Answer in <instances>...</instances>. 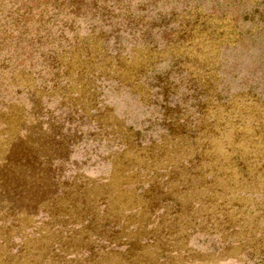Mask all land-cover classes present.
<instances>
[{"label": "rangeland", "instance_id": "374dc122", "mask_svg": "<svg viewBox=\"0 0 264 264\" xmlns=\"http://www.w3.org/2000/svg\"><path fill=\"white\" fill-rule=\"evenodd\" d=\"M220 59L229 61L221 69L231 72L225 79L234 93H244L232 100V115L252 123L244 131L232 125L222 136H210L211 144L217 147L199 153L205 158L199 165L200 174L192 175L177 163L171 168L168 164H152L170 169L166 175L173 178L172 194L177 204L174 213L168 211L171 217L168 214L161 222L165 220V226L170 225L176 232L194 226L198 219L222 214L223 190L264 188V107L257 106L260 99L264 100V0H79L74 5L70 0H0V220L15 226L20 218L19 222L26 224L0 228L9 236L10 244L12 237L13 251L37 250L38 256H43L65 243L69 230L57 229V224L69 226L71 222L59 218L58 222L52 221L48 211H38V204L57 200L70 189L74 191L82 182L75 174L82 173L89 164L86 171L91 177L110 174L116 165L106 162L97 168L96 153L117 150L112 141L134 142L138 135L143 141L149 139L152 132L138 134L125 126L139 120L138 127L144 128L151 122V106L147 107L132 91L152 98L157 92L154 84L162 83V67H175L181 60L184 64L188 60V67L196 72L197 68L213 69ZM148 84L153 88L151 93ZM97 122L105 126L104 130L96 129ZM92 124L95 130L86 129ZM34 126L39 140L33 139ZM74 129L81 130L83 138L75 151L73 142L68 139L63 143L62 138L72 137L70 131ZM52 145L53 151L49 149ZM123 146L122 154L130 149L134 152L130 157L122 156L117 177L121 184L134 183L136 176L123 175L124 170L134 162L144 168L146 164L151 166V156L147 149L134 144ZM84 147L92 155L87 165L63 163L67 157L77 160L85 155ZM51 154L55 156L52 162L56 171L47 165ZM217 154L228 157L226 161L231 163L226 167L217 164L228 176L215 181L212 196L189 188L175 189L177 177L180 185L187 186L193 180L208 187L204 173L220 160L215 158ZM150 177L146 187L160 183L155 175ZM93 180H89L90 186ZM15 183L23 189L21 199L6 197V188L11 189ZM95 186L101 190L102 185ZM95 193L90 192L91 209L103 200L102 192ZM71 198H64L68 207ZM129 200L130 195L123 193L121 206L132 204ZM193 201L200 203L197 209H193ZM22 208L31 214L29 218L20 217L24 214ZM29 234L40 236L26 241ZM70 242L72 247L81 245L79 236L73 235ZM82 254L93 256L90 251ZM38 258L32 256L25 264H37L39 260L44 263Z\"/></svg>", "mask_w": 264, "mask_h": 264}, {"label": "trees", "instance_id": "16d2710c", "mask_svg": "<svg viewBox=\"0 0 264 264\" xmlns=\"http://www.w3.org/2000/svg\"><path fill=\"white\" fill-rule=\"evenodd\" d=\"M70 1L74 5L79 0ZM224 61L226 62L224 63ZM183 62L181 60L175 67L167 65L169 69H167V66L166 68L162 67L160 73L162 83L159 85L154 84L157 86L155 87L157 88V92L153 94L152 98L148 99V95H141L138 91H132L141 102L147 104V107L151 106L148 119L151 122L147 123L144 128L138 127L139 120L129 122L125 126L131 131H136L138 134L141 132H152L147 141H143L140 135H138L135 137L134 142L129 140L122 143L120 139L112 141V144L117 145V150L113 152L106 154L104 150H101V152L97 151V153L94 151L100 161L99 164L97 160V168H101L106 162L111 163L113 166L116 165V167H112L110 174L102 173L99 176L91 177V175L86 173V170L89 169L88 167L91 166L89 164L82 173L75 174L78 181L82 180V182L75 187L74 191L70 189L66 194L62 193V196L57 200H46L38 204V211H48L52 221L59 218L62 221L71 222L69 226L57 224V229L66 227V230H69L65 233V243L58 244L56 249L51 248V251L43 256H38L40 255V251L36 250L28 253L23 252L22 250L24 249L22 248H20L21 251L19 253L14 252L12 249V237L10 238V244L8 240L9 236L0 232V247L3 245L8 246V243L11 245L7 249L0 248V264H25L32 256L33 259L39 257L38 259L44 261L42 263L39 260L37 264H179L182 261H186L185 257L191 253L189 243L192 234L196 230L207 231V233L217 232L219 234L231 229L235 237H238L242 233L247 234L249 230L253 233L257 230L259 223L262 221L260 215L264 214V199L258 201L257 197H262L260 195H263L264 188L256 190L242 187L240 189L223 190L222 198L220 199L223 207L219 210L222 214L220 213L207 219H198L194 226L188 227L185 231L176 232L171 229L170 225L165 226V220L161 222V218L170 215L168 211L172 214L176 209L175 204L177 203L176 201L174 202L175 198L172 194L174 188H172L171 184L174 181H172L171 175H166L170 169L153 167L152 164H168L171 168L177 163V166L188 168V171L192 175L200 174L201 169H199V165L204 163L205 158L200 156L199 153H206L211 148L217 147L211 144L209 140L210 136L217 137L218 134L222 136L226 131H230V126L232 125L241 127L244 131L252 123V120H239L232 115V100H237L236 96H244V93H234L231 85L225 79L231 72L227 71L226 68H221L229 64L228 60L220 59L218 65H215L213 69L205 70L204 68H197L196 72L188 67V60L185 64ZM171 73L173 74L169 78ZM207 74L208 79L203 80V76ZM174 75L179 78L175 79ZM226 75L227 77H225ZM148 89L151 93L153 88L148 84ZM258 100L259 98L256 99V101ZM258 102L261 103L257 105L258 107H264V100L260 99ZM248 103L246 100L245 105ZM85 116L87 117L88 114L85 113ZM95 127L96 129L100 128L104 130L105 126L102 123L99 125L97 122ZM95 127L92 124L86 129L95 130ZM36 128L37 126H34L32 136H34V140H39L40 135H36ZM53 128L48 133L50 132L51 134ZM70 132H72L70 134L72 137H62L63 143H66L69 139V142H73L72 150L75 151L76 144L80 143L83 139L81 136L82 131L80 130L79 132L74 129ZM77 132H79L78 138ZM62 134L59 133L58 136ZM66 134L68 133L66 132ZM206 135L207 137L204 138ZM46 140L43 141L46 142ZM121 144L122 146L124 145L123 149L129 146L132 147V144L136 148H145L148 151V155L151 156V166L150 164H146L144 168L134 162V166H129L127 170H124L123 175L132 173L136 176L137 180L134 183L121 184L117 177V173L120 171L117 167L120 168L122 156L127 155L130 157L133 155L132 152H134L130 149L127 153L122 154V150L120 149ZM227 144L228 142H225V145ZM225 145L224 148H226ZM49 149L53 151V145L52 147L49 146ZM36 150V148L33 150L35 161L38 159ZM84 150L85 155H81L77 160H71L67 157V159L62 160L63 163L66 164V161H73L77 165H87L92 155H89L87 151L89 148L86 149L84 147ZM48 157L51 161H48L47 165L50 164L52 171H56L58 168H54V163L52 162L55 156L51 154ZM215 158L220 160L204 173L205 178L209 180L208 187L197 185L192 179L191 184L187 186L180 185L177 177L175 189L189 188L191 192H202L207 196H212L213 191H215V186L213 187L215 181L228 176V173L224 171L225 169L218 168L217 164L222 163L226 167L231 163L230 161H226L228 157L226 159L222 154L215 155ZM35 167H38L37 164ZM39 169L43 173V166L41 164L39 165ZM151 175H155V178L161 184L157 183L153 188L146 187L148 184L146 179L151 178ZM160 176L162 177L160 178ZM90 179H94L91 181V186ZM36 182L38 180L35 181V185H37ZM67 182L69 183L68 180ZM20 185V183H15L11 189L7 187L6 197L14 195L16 198L19 197L21 199L23 189ZM95 185H102L101 190L94 188ZM65 188L66 186L63 187V189ZM68 188L70 187L68 186ZM90 192L92 194L102 192L103 200L99 204H96L95 209H91L90 207ZM123 193L130 195L129 201L132 204L124 203L125 205L121 206L120 196ZM251 194L253 196H248ZM69 196H72L70 207H68L64 200L65 197ZM9 204L12 206V202ZM102 205L105 206L103 209L100 208ZM192 205L193 209H197L196 207L200 206V203L193 201ZM259 210L260 212H258ZM21 211L24 213L20 216L22 218H29V215H31L26 213L27 211L24 208ZM227 212L233 215H229ZM116 214L117 217L115 216ZM19 220L20 218L18 219V225L26 226L24 222L20 223ZM18 225L12 226L8 221L0 220V228L7 230L18 227ZM121 230L124 234L121 233ZM73 235L80 237V246H69L72 243H68L69 238L73 237ZM27 236L26 241L32 242L40 235L29 234ZM252 243H255L254 247L258 248L259 246L261 249H264V239L260 242L254 241ZM86 251L92 252L93 256H84L82 252ZM94 260L95 262H93Z\"/></svg>", "mask_w": 264, "mask_h": 264}, {"label": "crops", "instance_id": "0c3cea01", "mask_svg": "<svg viewBox=\"0 0 264 264\" xmlns=\"http://www.w3.org/2000/svg\"><path fill=\"white\" fill-rule=\"evenodd\" d=\"M260 196L257 197L258 201L264 199V193ZM260 217L262 221L254 233L249 230L238 237L233 235L231 229L219 234L194 231L189 243L191 253L185 257L186 261L179 264H264V249L258 245L256 248L252 243L264 239V214Z\"/></svg>", "mask_w": 264, "mask_h": 264}]
</instances>
